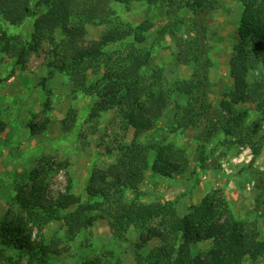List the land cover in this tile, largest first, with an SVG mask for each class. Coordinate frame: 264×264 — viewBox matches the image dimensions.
<instances>
[{"label":"rangeland","instance_id":"374dc122","mask_svg":"<svg viewBox=\"0 0 264 264\" xmlns=\"http://www.w3.org/2000/svg\"><path fill=\"white\" fill-rule=\"evenodd\" d=\"M184 4L185 0H176L172 7L135 0L112 1L113 25H87L82 37L75 33V27L66 31L55 27L53 33L47 29L35 31L36 19L49 10L48 5L38 0L32 1L30 16L19 25L12 26L0 17V34L10 38L9 46L0 43V124L4 128L0 133V223L22 215L15 198L27 197L32 185L29 175L43 162L68 164L65 170L49 174V197L55 199L69 186L70 193L85 202V187L91 173L114 164L120 156L119 149L135 141L147 147L148 169L136 192L126 191L128 202L166 205L175 209L179 217L197 219L195 210L205 197L213 196L214 201L218 198L227 201L236 220L255 221L259 229L261 212L254 211V201L260 196L264 203V109L258 111L244 99L235 105L238 112L248 113L236 136L226 137L219 130L228 118L220 105L222 101L230 102L224 94L233 87L229 65L236 52L243 12L239 1L216 0V8L208 15L206 45L210 67L204 94L192 99L174 92L169 108L155 126L137 138L118 110L91 117L97 97L75 92L65 74L56 72L49 76L55 46L62 41L86 47L108 32H120L124 39L110 47V50L118 49L122 44L131 43L132 37L128 34L131 29L149 22L152 28L145 34L146 42L138 46L150 50L149 64L142 69V75L148 77L154 70H161L166 81L164 86L190 82L195 67L178 60L179 44L195 36L194 17ZM169 28L175 37L159 35ZM22 48L25 49L24 64H19L17 58ZM101 75L90 71L88 84L96 82ZM44 79H47L45 86L49 95L41 87ZM70 110L75 112V121L69 131H64L62 121ZM200 112L208 119L195 120L183 128L191 115ZM41 120L46 121V130L32 135L30 125ZM158 144L170 147L173 152L184 151L188 162L184 173L166 178L152 171L158 155L154 146ZM248 199L254 205L251 213L245 212ZM143 234L141 237L134 227L125 232L112 231L106 222L98 220L72 239L62 222L47 225L42 233L35 230L33 237H41L46 245L54 240L61 250L60 255L49 257V264H84L98 260L100 264H137L140 256L159 246L157 240L143 244L146 238ZM259 235L264 240L263 229ZM209 248V243L194 245L191 255L197 257ZM6 257L17 259V252L0 244V264H6ZM244 264H264V260L255 256L247 258Z\"/></svg>","mask_w":264,"mask_h":264},{"label":"trees","instance_id":"16d2710c","mask_svg":"<svg viewBox=\"0 0 264 264\" xmlns=\"http://www.w3.org/2000/svg\"><path fill=\"white\" fill-rule=\"evenodd\" d=\"M32 1L0 0V17L12 26L19 25L30 16ZM112 1L120 0H38V3L48 5L49 10L36 19L35 31L47 29L53 33L55 27L63 31L75 27V33L82 37L87 25L108 27L114 23L112 17L115 13L110 8ZM135 1L172 7L176 0ZM230 1H239L243 7L236 52L229 65L233 87L231 92L224 94L230 102L222 101L220 105L228 118L219 130L232 138L248 116L246 111L238 112L235 105L248 99L256 110L264 109V0ZM184 8L194 17L195 36L191 41L179 44L181 54L178 60L192 63L195 67L190 82L178 81L164 86L166 81L161 70H154L148 77L142 75V69L149 64L150 50H142L138 46L146 42L145 34L152 28L149 22L131 29L128 32L132 37L131 43L122 44L118 49L110 50V47L124 39L123 33L111 30L86 47L62 41L55 46L49 76L56 72L68 76L75 92L98 98L91 117L118 110L126 126L134 131L135 138L139 137L150 131L167 111L171 94L179 92L194 99L203 95L207 88L210 60L206 33L208 15L216 8V0H185ZM170 29L159 35L175 37ZM9 42L6 34H0L1 44L6 47ZM24 56L25 49L22 48L17 58L19 64H24ZM90 71H98L102 75L96 82L88 84ZM250 77L253 80H248ZM46 81L42 80L41 87L49 95ZM48 103L49 99L46 107ZM190 117L183 128H188L195 120L208 119L203 112ZM74 121L75 112L70 110L62 121L64 131H69ZM46 128V121L41 120L30 125V132L36 135ZM3 129L0 124V133ZM154 147L158 153L152 167L155 174L169 178L186 171L188 162L184 151L173 152L161 144ZM146 151L147 147L135 141L120 148V156L114 164L91 173L85 187V202L71 194L69 186L55 199L49 197V174L65 170L68 164L53 160L43 162L29 175L32 185L27 197L18 195L15 198L22 215L0 223V244L17 252L18 257H6L5 263L49 264V257L60 255L61 250L57 249L54 240L46 245L39 235L40 238H34L35 230L42 233L47 225L62 222L72 239L98 220L106 222L112 231L125 232L134 227L141 237L145 232L143 244L157 240L159 246L146 256H140L137 264H244L247 258L255 256L264 260V240L260 238L257 223L236 220L225 199L214 201L213 196L205 197L195 210L197 219L179 217L175 209L166 205L128 202L126 191L136 192L148 169ZM254 203L256 213L264 210L260 196ZM151 224L154 225L150 227ZM203 243H209L210 248L193 257L191 247ZM84 264H100V261Z\"/></svg>","mask_w":264,"mask_h":264},{"label":"crops","instance_id":"0c3cea01","mask_svg":"<svg viewBox=\"0 0 264 264\" xmlns=\"http://www.w3.org/2000/svg\"><path fill=\"white\" fill-rule=\"evenodd\" d=\"M249 200V201H248ZM248 203H247V206H245V212L247 213H251V211L253 210V202L252 200L248 199ZM260 218H259V232L263 229L264 230V210L261 211V213L258 215Z\"/></svg>","mask_w":264,"mask_h":264}]
</instances>
